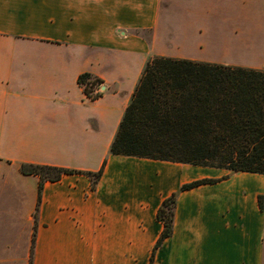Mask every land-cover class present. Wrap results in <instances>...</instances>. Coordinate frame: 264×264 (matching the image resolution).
Here are the masks:
<instances>
[{
    "label": "crops",
    "instance_id": "1",
    "mask_svg": "<svg viewBox=\"0 0 264 264\" xmlns=\"http://www.w3.org/2000/svg\"><path fill=\"white\" fill-rule=\"evenodd\" d=\"M160 4L0 0V264H30L34 233L31 264H151L163 201L200 179L221 180L178 194L154 264H264V174L110 153L151 57L264 70L232 58L264 49V0H200L174 31ZM83 73L104 81L99 98ZM104 162L95 190L84 174L45 182L35 216L40 178L22 163Z\"/></svg>",
    "mask_w": 264,
    "mask_h": 264
},
{
    "label": "trees",
    "instance_id": "2",
    "mask_svg": "<svg viewBox=\"0 0 264 264\" xmlns=\"http://www.w3.org/2000/svg\"><path fill=\"white\" fill-rule=\"evenodd\" d=\"M137 31V34H142ZM78 83L91 99L104 81L83 73ZM110 153L264 174V70L178 59L151 57L125 109ZM45 164L22 163L25 175L40 178L38 215L45 182L66 174H84L92 190L103 175ZM221 179H200L181 186L163 201L157 218L163 224L155 252L174 229L178 194ZM264 209V198L260 196ZM36 233L33 235L31 259Z\"/></svg>",
    "mask_w": 264,
    "mask_h": 264
},
{
    "label": "rangeland",
    "instance_id": "3",
    "mask_svg": "<svg viewBox=\"0 0 264 264\" xmlns=\"http://www.w3.org/2000/svg\"><path fill=\"white\" fill-rule=\"evenodd\" d=\"M199 3L200 0H161V13L164 14L165 20L170 25V31L175 30L178 15L183 13H195L199 10ZM251 19L255 20L256 14ZM262 19L264 21V14ZM143 36L150 38V34L146 32L143 33ZM232 58L244 64L259 62L264 58V49L253 47L251 49H244L243 51L239 50Z\"/></svg>",
    "mask_w": 264,
    "mask_h": 264
},
{
    "label": "built area",
    "instance_id": "4",
    "mask_svg": "<svg viewBox=\"0 0 264 264\" xmlns=\"http://www.w3.org/2000/svg\"><path fill=\"white\" fill-rule=\"evenodd\" d=\"M102 93V85H97L94 90V94Z\"/></svg>",
    "mask_w": 264,
    "mask_h": 264
}]
</instances>
